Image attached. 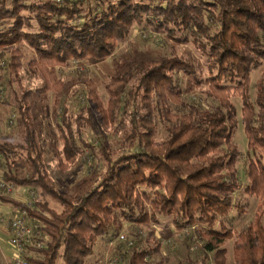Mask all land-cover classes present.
Here are the masks:
<instances>
[{
  "label": "trees",
  "instance_id": "16d2710c",
  "mask_svg": "<svg viewBox=\"0 0 264 264\" xmlns=\"http://www.w3.org/2000/svg\"><path fill=\"white\" fill-rule=\"evenodd\" d=\"M137 34L158 45L193 44L209 74L177 54L128 56L103 92L87 80L80 109L69 110L64 96L81 83L62 70L76 65L79 74L103 63ZM25 48L34 53L26 65ZM263 64L264 0H0V91L6 90L0 105L18 130L15 140L0 134L1 170L10 183L56 203L0 193L34 227L25 245L29 264H57L60 256L83 264L96 241L111 229L118 236L124 221L136 231L115 248L123 264H155L163 244L179 236L186 256L176 264H264V158L250 159L246 169V191L260 199L255 218L241 230L226 222L243 187L232 98L243 102L249 148L264 157V71L251 94L252 73ZM181 72L193 78L189 87ZM190 91L205 98L193 101ZM47 93L62 112L60 144L51 147L56 168L70 174L87 168L66 188L48 171L47 144L36 127L34 96ZM151 223L160 233L150 230L145 241L159 239L147 245L141 231Z\"/></svg>",
  "mask_w": 264,
  "mask_h": 264
},
{
  "label": "rangeland",
  "instance_id": "374dc122",
  "mask_svg": "<svg viewBox=\"0 0 264 264\" xmlns=\"http://www.w3.org/2000/svg\"><path fill=\"white\" fill-rule=\"evenodd\" d=\"M29 1H35V2H43L44 0H29ZM148 38L147 36L141 37L140 35L133 36L130 41L123 43L116 54L113 57H110L103 63H100L98 65L90 66L88 68H82L79 69V74L76 72L77 68L76 65H71L68 68H65L62 70L61 75L62 77L66 79H77L76 82H79L81 84L73 87L65 96V102L66 106L69 108V110L75 112L80 109V103L83 102V96L82 94L87 92V85L86 82L89 79H92L95 83L98 84L100 91L103 92V86L104 83L108 82L109 77L114 74L115 67L117 63L121 60H123L125 57L128 56H135L139 59H144L148 57H157L162 54L171 55V54H177L182 57H184L186 60L190 61L194 65H196L197 71L201 72L203 75L209 74V69L207 66L206 59L201 54V52L193 45V44H183L180 46L172 47L171 44L163 43L162 45H158L156 41L152 40H146ZM25 65L28 63V61L34 57V53L29 49L25 48ZM264 71V64L261 65L259 68L255 69L251 76V82H252V99L255 97L256 93V85L258 84L260 78L262 77V73ZM181 77L182 85L185 87H189V83L193 82V78L185 75L183 72L179 75ZM79 78V79H78ZM34 82V81H33ZM39 82L35 80V85L38 86ZM203 88H205V85H203ZM196 90V88L194 89ZM5 89L0 91V99L5 94ZM75 92H78V94H75ZM201 97L199 92H192L190 91L188 94V98L192 99L193 101H199L203 98ZM35 100V109H34V115L36 119V127L39 130L41 139L47 144L46 149V161H47V168L50 172L51 176L57 181L58 187L66 188L67 186H71L72 184L76 183L78 180L84 178L87 176V168L84 164L80 168H78L75 173L71 172H61L56 168V161L53 159L54 153L52 151L53 145H59V133L57 129V121L61 118V109H58V112H56V105L54 103L55 100V94L54 93H47L44 95L36 94L34 96ZM206 100V99H205ZM232 101L234 105L236 106L237 110V124L234 129L233 134V141L238 145L239 149L243 153V156L241 157L238 167L240 170V180L243 185L242 189L237 192L235 195V203L237 204V208L233 211L231 217H227L226 222L228 227H233L236 230H241L244 227H246L254 218L258 209V206L260 204V199L254 195L246 191V185L248 182V178L246 176V169L247 165L250 159H254L255 161L258 159L262 160L264 157L257 151H253L248 146V140L244 131V123L242 120V106L243 102L240 98L233 97ZM206 102L212 103L210 99H207ZM9 109L3 107L0 105V134L1 138L3 140H15L17 138L18 130L13 129V125L15 124V118H13L14 115H12L11 118H13V122L11 120H8L6 118V115ZM101 135V134H100ZM166 133L163 130L162 124H160V133L157 137L158 140H162L165 137ZM257 157V158H256ZM21 167V166H20ZM14 185V184H13ZM15 186V190L12 194V197L20 196V201L25 202L28 204H33L37 200H44L51 205L56 206V203L51 198L42 199L39 195V192L31 187L22 188ZM24 191V192H23ZM2 193V192H0ZM240 207V208H239ZM241 209V210H240ZM19 208L16 209V212L14 213V217H10L7 219L8 223L11 219L15 217H23L25 216V213L20 214ZM26 222L30 219H25ZM264 220V218H263ZM29 225L32 226L31 222ZM136 226L130 224L129 222L124 221L123 223V229L120 231L119 235H114L113 230L111 229L105 236L100 237L95 245L93 252L87 257L85 262L83 264H123V262L116 261V258L123 259L121 255H118L115 253V248L117 245H119L121 238L120 236L122 234L129 236V233L131 230H134ZM160 227L156 226V224L151 223L148 226H145L142 228V234L143 242L145 241V238H147L150 230H155L158 233H160ZM136 231V229H135ZM10 235L8 233H2L0 236V253L1 250L6 255L12 254V263H13V257L15 254V248L10 243ZM159 239L157 237V234L150 235V242L145 241L147 245H151V242L153 239ZM184 237L179 236L175 241H166L163 244L162 248V254L155 255L153 257V260L155 264H176L178 261H180L183 257L186 256V247L183 244ZM232 245L233 242L230 241L227 243V247L229 249L228 253V260L232 262L233 260V253H232ZM171 246V247H169ZM197 248V245L194 244L191 248V250H195ZM127 250V247L124 248V251ZM63 252V249H61V253ZM125 260V258H124ZM0 264H7L6 261L0 260ZM57 264H65L63 258L60 256Z\"/></svg>",
  "mask_w": 264,
  "mask_h": 264
},
{
  "label": "built area",
  "instance_id": "2783aa9c",
  "mask_svg": "<svg viewBox=\"0 0 264 264\" xmlns=\"http://www.w3.org/2000/svg\"><path fill=\"white\" fill-rule=\"evenodd\" d=\"M58 3L64 4L66 2H74L78 0H56ZM4 64V63H2ZM15 118V116H13ZM13 118L11 122H13ZM3 159V154L0 151V165ZM15 190V186L13 183H10L5 178L3 171L0 166V192L5 194H12ZM7 222V218L5 216L0 217V223L4 224ZM8 226L11 231L10 243L15 248V254L13 257V264H29L28 260L25 258V245L31 242L32 236L35 234L34 227L29 225L26 220L19 216L11 219L8 222ZM121 240H126V235L122 234L120 236ZM132 245V242H130ZM41 247V245H39ZM116 261L122 262V259L116 258Z\"/></svg>",
  "mask_w": 264,
  "mask_h": 264
},
{
  "label": "crops",
  "instance_id": "0c3cea01",
  "mask_svg": "<svg viewBox=\"0 0 264 264\" xmlns=\"http://www.w3.org/2000/svg\"><path fill=\"white\" fill-rule=\"evenodd\" d=\"M15 199L17 201H20V196H17ZM17 208H18V206L15 203L6 202L0 198V217L5 216L8 219L10 217H14L15 216L14 213L16 212ZM2 233H8L11 237V231H10V227L8 226V223H4V224L0 223V236L2 235ZM2 251H5V250L2 249L1 253H0L1 262L5 260L7 264H13L12 263V254L10 253V255H8V254L6 255Z\"/></svg>",
  "mask_w": 264,
  "mask_h": 264
}]
</instances>
